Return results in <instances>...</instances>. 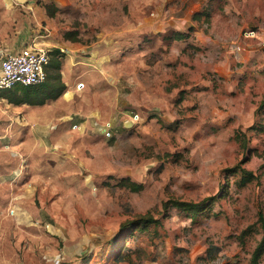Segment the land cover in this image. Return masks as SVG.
Masks as SVG:
<instances>
[{
    "label": "rangeland",
    "instance_id": "rangeland-1",
    "mask_svg": "<svg viewBox=\"0 0 264 264\" xmlns=\"http://www.w3.org/2000/svg\"><path fill=\"white\" fill-rule=\"evenodd\" d=\"M55 1L51 20L0 9L5 54L33 41L63 48L78 83L87 78L71 103L49 107L65 108L56 130L30 124L12 137L29 126L22 107L0 135V264H253L264 236V0ZM108 124L110 137L99 131ZM170 200L208 208L193 219L163 211ZM147 213L160 225L122 230Z\"/></svg>",
    "mask_w": 264,
    "mask_h": 264
},
{
    "label": "trees",
    "instance_id": "trees-1",
    "mask_svg": "<svg viewBox=\"0 0 264 264\" xmlns=\"http://www.w3.org/2000/svg\"><path fill=\"white\" fill-rule=\"evenodd\" d=\"M42 7L45 9L46 14L50 18H55L59 9L55 5H46L42 4ZM173 39L175 41H184L190 37L189 33H175L173 34ZM64 38L72 43L79 42L77 34L75 32H67L64 35ZM50 63L47 67V79L43 84L36 86H15L11 89L3 90L0 92V97L6 100L9 104L14 106H29V107H42L45 106L50 101H56L62 95L65 94L67 90L66 84L63 82L61 69H62V61L63 57L62 52L59 49L50 51ZM243 133H238L237 139L243 142ZM252 174H249V178L251 179ZM121 186L129 189L131 192H140L143 187L130 179H124L121 181ZM178 209L186 214L189 217L195 219L204 211H206L208 207L202 204H194V203H185L176 200H170L163 204V211L168 212L171 209ZM161 222L157 220L153 214L147 213L145 215H141L137 220L130 221L122 226V230L125 228H136L137 230L144 232L149 230L151 226H158ZM264 255V236L261 241L258 243L253 255H252V263L259 264V261L262 259ZM119 261H122L119 258Z\"/></svg>",
    "mask_w": 264,
    "mask_h": 264
},
{
    "label": "crops",
    "instance_id": "crops-1",
    "mask_svg": "<svg viewBox=\"0 0 264 264\" xmlns=\"http://www.w3.org/2000/svg\"><path fill=\"white\" fill-rule=\"evenodd\" d=\"M55 3H56V1L54 0V3L53 2H51V3L50 2H46V5H53ZM19 6H21L22 8H24L25 10L28 11V18H29L30 21L33 20V17H32L31 13L35 12L36 10H39V12L43 13L41 19H43V20L44 19H47V20L48 19L49 20L53 19V18L48 17V15L46 14L45 9L42 6L40 7L38 5V0H36L35 2H34V0H0V9L3 8V9H5V11H9V10L11 11V10H13V8H15L14 10H17V8ZM55 6L59 9V6L57 4ZM42 9H43V11H41ZM65 41L70 43V41H68L66 39H65ZM33 43H35V41H33L32 43L30 42L28 45H32ZM26 47H24L23 49H25ZM2 49L3 48H0V53H6V52H3ZM70 49H71L70 47H67V50H70ZM59 50L63 54V57L61 58V61H62L61 74H62L63 82L67 86V90H66L65 94L62 95V97H60L58 100L50 101L45 106H42V107H29V106H24V105H22V106H14V105L9 104L6 100H4V99H2L0 97V102L2 104H4L5 107L8 108V110H9L5 114L6 117H5V115H2L0 113V120L4 119L3 121H5L3 123V125L0 124V135L1 136L6 135L5 130L7 132V130L10 127L13 128V122H11V121H13L12 117L15 116V115L21 114L19 112V110H21L22 107L28 108V110H25V112L23 113L24 116H22V119L24 120V123L25 124L28 123L29 126L27 127V126L21 125V123H20V125H18L17 127H14V133L12 134V137H13V135L16 137V134H17L18 130H16L15 128L21 129V130H23L25 132L31 131L32 128L30 127V124L31 125H43L45 128H50L51 127L52 130L54 131V130H56L55 127L58 128V126L61 124L62 119L66 118V116H65L66 112L63 113L65 108L63 109L62 112H60V110H56V112L52 113L50 111H52L53 109H51L49 107L51 106V104L54 107H59L63 103H66V102L67 103H69V102L71 103L72 102L71 98L73 97L72 91L74 89H76L78 86H80V84H83V82L86 81L87 78L85 77L83 79V82L78 83L79 79H81V77L79 75H77L76 70L72 71L70 69V67L68 66V64L71 62L70 58L72 56L69 53H68V55H65L66 52L64 51L63 48H60ZM16 53H19V51L14 52L13 54H16ZM76 77H77V80H76ZM69 108L72 110L71 106ZM54 109H56V108H54ZM40 113H41V115L39 116ZM18 122H19V120H18ZM12 130H11V132H13ZM99 131H100V134L102 135L103 134V129L101 128ZM52 153H55V152H52ZM9 169H11V168H9Z\"/></svg>",
    "mask_w": 264,
    "mask_h": 264
},
{
    "label": "built area",
    "instance_id": "built-area-1",
    "mask_svg": "<svg viewBox=\"0 0 264 264\" xmlns=\"http://www.w3.org/2000/svg\"><path fill=\"white\" fill-rule=\"evenodd\" d=\"M247 38L253 39L255 33H247ZM264 45V44H263ZM50 51L33 43L16 54L0 53V92L15 86H36L47 79V67L50 63ZM139 116H135V121ZM105 125L103 135L112 136V127Z\"/></svg>",
    "mask_w": 264,
    "mask_h": 264
}]
</instances>
